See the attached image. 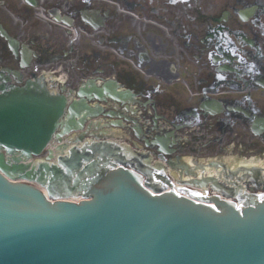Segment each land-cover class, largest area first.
I'll return each mask as SVG.
<instances>
[{"label": "flooded vegetation", "instance_id": "1", "mask_svg": "<svg viewBox=\"0 0 264 264\" xmlns=\"http://www.w3.org/2000/svg\"><path fill=\"white\" fill-rule=\"evenodd\" d=\"M227 2L205 10L188 0H0V24L16 41L0 37V84L18 89L36 80L52 91H93L94 82L100 91H131L145 103L137 102L143 142L161 137L168 152L205 155L225 113L197 112V123L190 105L200 111L219 99L211 94L264 91V5L243 21L238 12L246 6ZM126 105L103 101L106 112L125 109L133 121ZM134 126L123 127L132 140ZM234 145L230 137L223 150ZM149 149L156 154L160 146Z\"/></svg>", "mask_w": 264, "mask_h": 264}, {"label": "water", "instance_id": "2", "mask_svg": "<svg viewBox=\"0 0 264 264\" xmlns=\"http://www.w3.org/2000/svg\"><path fill=\"white\" fill-rule=\"evenodd\" d=\"M64 108L63 98L43 100L30 97V93H1L0 150L5 149L8 154L20 150L28 157L40 154ZM64 159L66 162L60 158L59 163L67 164V171L70 168L72 172L77 158ZM89 167L90 164L79 170L75 181ZM39 168L50 169L44 163ZM76 168H80V163ZM27 169L16 159L6 162L0 152V170L8 177L42 178L37 177L39 171ZM110 207L83 210L57 205L51 210L33 189L8 184L0 176V264L203 263L193 256L195 248L188 251V247L177 243L178 239L167 241L162 237L172 232L159 226L152 206L118 202ZM243 223L238 220L233 227ZM258 252L256 247L250 251L251 255Z\"/></svg>", "mask_w": 264, "mask_h": 264}, {"label": "bare ground", "instance_id": "3", "mask_svg": "<svg viewBox=\"0 0 264 264\" xmlns=\"http://www.w3.org/2000/svg\"><path fill=\"white\" fill-rule=\"evenodd\" d=\"M241 220H243V219H241ZM217 222L219 221V220H216ZM237 222H238V220H237ZM237 222H235V224H237Z\"/></svg>", "mask_w": 264, "mask_h": 264}, {"label": "snow or ice", "instance_id": "4", "mask_svg": "<svg viewBox=\"0 0 264 264\" xmlns=\"http://www.w3.org/2000/svg\"><path fill=\"white\" fill-rule=\"evenodd\" d=\"M173 2H175V0H173Z\"/></svg>", "mask_w": 264, "mask_h": 264}]
</instances>
